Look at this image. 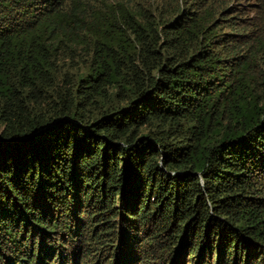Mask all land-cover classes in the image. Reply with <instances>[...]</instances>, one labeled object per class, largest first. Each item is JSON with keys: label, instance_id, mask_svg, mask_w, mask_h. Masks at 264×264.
Instances as JSON below:
<instances>
[{"label": "trees", "instance_id": "16d2710c", "mask_svg": "<svg viewBox=\"0 0 264 264\" xmlns=\"http://www.w3.org/2000/svg\"><path fill=\"white\" fill-rule=\"evenodd\" d=\"M252 8L0 0V264H264Z\"/></svg>", "mask_w": 264, "mask_h": 264}, {"label": "rangeland", "instance_id": "374dc122", "mask_svg": "<svg viewBox=\"0 0 264 264\" xmlns=\"http://www.w3.org/2000/svg\"><path fill=\"white\" fill-rule=\"evenodd\" d=\"M252 3L255 7V10H253L254 8H252L253 11L248 10L247 15L248 17H252L255 23L257 24L254 30L255 35L264 37V0H252ZM114 220L119 223L120 221L119 216H117ZM171 235L168 236L169 239L168 238H166L165 240L161 239V243H159L157 246L158 248L156 250V256L148 255V259L150 261H153L152 264H177V259L179 257L182 245L179 246L176 251H174L175 254L172 253L173 258L167 263L170 250L171 249L173 250L174 249L173 247L175 246L174 244L172 245L170 244V238H172ZM189 256L190 255H188V252H187L185 255L184 264H186L185 263L186 259H189ZM211 258H213V256H211Z\"/></svg>", "mask_w": 264, "mask_h": 264}]
</instances>
